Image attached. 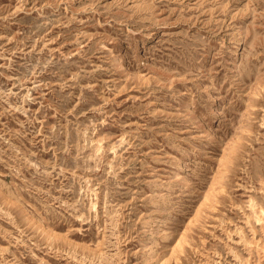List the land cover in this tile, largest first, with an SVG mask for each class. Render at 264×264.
<instances>
[{
	"label": "rangeland",
	"instance_id": "1",
	"mask_svg": "<svg viewBox=\"0 0 264 264\" xmlns=\"http://www.w3.org/2000/svg\"><path fill=\"white\" fill-rule=\"evenodd\" d=\"M0 264H264V0H0Z\"/></svg>",
	"mask_w": 264,
	"mask_h": 264
}]
</instances>
